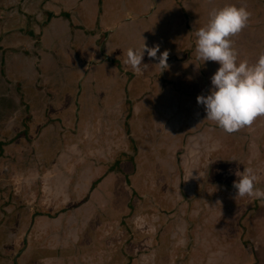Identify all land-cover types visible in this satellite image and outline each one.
I'll return each instance as SVG.
<instances>
[{
	"label": "crops",
	"instance_id": "0c3cea01",
	"mask_svg": "<svg viewBox=\"0 0 264 264\" xmlns=\"http://www.w3.org/2000/svg\"><path fill=\"white\" fill-rule=\"evenodd\" d=\"M240 1L18 0L14 3L16 11L7 13L0 21V77L9 85L21 86L23 82L30 92L41 76L50 83L49 70L43 66L48 68L54 63L48 58L52 53L66 51L63 58L68 64L60 68L63 72L60 75L65 79L61 82V91L73 89L77 99L74 107L70 105L68 109L64 104L60 109L62 114L76 111L81 118H77V124L81 123L76 129L78 138L67 144H76L79 149L78 157L73 160L78 162L79 172L66 179L70 188L64 193L71 194L68 204L76 212L86 213L92 207L104 212L108 203L110 211L116 212L110 221L100 219V223H93V218L87 216L80 222L70 217V225L76 223L84 233L93 228L92 242L100 251L102 240L111 241L116 232L112 231V222L117 221L119 195L124 199L125 215H133L134 209L129 210L133 194L141 192L147 201L145 221L157 210L152 194L168 190L163 182L157 180L156 183L154 179H170L167 173L174 176L179 171L180 175V171L187 169L186 162L209 157V120L204 107L197 103V97L210 89L207 72L199 75L200 67L209 66V61L198 59L196 31L207 26L214 10L229 5L245 7L251 16L247 26L231 37L232 46L249 59L255 58V51L264 54V0H243L242 5ZM145 44L149 48L159 45L161 53L169 52L168 68L157 65L160 53L157 58L145 53L143 65L147 67L140 71L125 63L129 48L142 49ZM28 74H35L34 78H27ZM72 82L78 83L77 89ZM86 82L93 83L96 104L82 109L80 98L86 96ZM53 102L49 101V113ZM85 114L95 115L87 122L82 117ZM104 116L114 122L109 119L103 122ZM261 117L241 129L242 143L251 137L257 138V146L262 148L264 122ZM62 118V126L69 129V123ZM53 119L50 117L51 121ZM45 124L48 134L49 130L55 131L54 122L53 126ZM247 128L251 137L245 135ZM52 139H47L45 145H56ZM118 141L121 143L117 145ZM33 145L42 143L35 140ZM81 146L85 147L83 153ZM257 153L253 159L263 164L264 159L261 154L257 158ZM119 154L122 158L118 165H112L115 158L119 160ZM192 155L195 161H190ZM239 157L230 158L242 162L247 159ZM220 160L223 163V159ZM107 161L110 167L102 166ZM232 162L230 166L236 164ZM62 167L65 166L61 163L57 172ZM58 212L52 217L58 216ZM125 215H121V219ZM104 223H110V231L103 228Z\"/></svg>",
	"mask_w": 264,
	"mask_h": 264
},
{
	"label": "rangeland",
	"instance_id": "374dc122",
	"mask_svg": "<svg viewBox=\"0 0 264 264\" xmlns=\"http://www.w3.org/2000/svg\"><path fill=\"white\" fill-rule=\"evenodd\" d=\"M17 2L18 0H0V21L7 13L16 11L14 3ZM239 3L242 5L243 0ZM21 18L23 19L22 16ZM63 53L48 56L55 63H51L48 68L43 66L49 70L47 78L50 83L46 77L41 76L36 87L31 86L30 92L25 89L23 82H20L21 86L9 85L0 77V264H253L256 262L255 257L252 259L255 252L257 256H262L261 264H264V204L262 207L259 204L260 201L264 203V195L236 197L233 186L227 188L218 184L221 180H229L227 171H230L233 179L231 183L234 184L238 180L236 173H242L247 168L255 176L257 174L256 182L259 184H255V188L264 193V164L261 165L260 176L259 171L254 169L255 164L248 162L257 151V138L251 139V145V140L247 139L246 143L233 147L229 153L222 150V140L227 137L225 131L210 120L209 125H213L214 129L209 128V157L203 158L205 161L186 162L185 174L180 172L179 175L178 171L174 176L167 173L166 176L170 179H154L156 183L157 180L163 182L168 190L152 194L157 205L154 215L152 213L153 217L144 221L147 201L143 199L141 192L133 194L129 209H134L133 215L131 212L125 215L127 212L122 204L124 199L119 195L117 221L112 222V231L116 232L111 241L102 240V252L93 245V228L89 233H84L76 223L70 225V217L80 222V219L87 216L94 219L93 223H100V219L110 221L116 212H111V205L106 203L104 212L92 207L86 213L80 211V214L75 208L69 207L71 194L64 193L70 188L66 179L79 172L78 162L73 161L78 157L79 149L76 144H67L78 138L76 129L81 122L77 124V118H81L79 119L76 111L62 114L60 109L64 104L68 109L70 105L74 107L77 99L73 89L61 91V82L65 79L60 75L63 73L60 68L62 64H68ZM262 54L255 51V58L249 59L244 56L245 53H238V60L253 64ZM218 67L217 62L209 61V66H201L199 69L201 76L207 72L209 88L211 77ZM34 75L28 74L27 78H34ZM72 83L74 89H77L78 83ZM92 84L85 83L86 96L80 98L82 109L96 104ZM50 100L54 101V107L49 113ZM94 115L85 114L82 117L88 122L91 120L90 116ZM50 117H54L53 121ZM61 118L69 123V129L62 126ZM103 118V122L107 119L114 122L112 118ZM261 118L264 122V116ZM258 120L259 117L256 118ZM46 122L50 126L54 122L55 131L49 130L48 134ZM240 131L242 130L239 129ZM247 133L248 128L245 135H249ZM49 137L53 138L56 145H45L47 139L50 140ZM35 140L42 145L34 146ZM120 143L118 141L117 145ZM84 148L80 147L82 153ZM106 150L104 148L105 152ZM100 152H103L101 146ZM225 154L247 159L236 168L235 165L221 163L220 158H225ZM117 157L119 160L115 158L112 165H118L122 158L121 154ZM193 160L195 161V155L190 157V161ZM214 160L216 162H212ZM210 162L214 169L211 173ZM61 163L65 167L57 172ZM102 166L110 167V162L107 161ZM43 176L45 177L42 178ZM179 184L194 186L195 193H190L188 198H193V207L202 214L194 219L195 216H192L190 225L186 223L184 207L178 209L180 203L186 201V197L179 194ZM54 212L60 214L52 217ZM121 215L125 216L121 219ZM108 224L110 223L102 226L110 231ZM187 227L191 233L189 236L183 232ZM189 247L196 249L191 255L187 250Z\"/></svg>",
	"mask_w": 264,
	"mask_h": 264
},
{
	"label": "clouds",
	"instance_id": "9594fccd",
	"mask_svg": "<svg viewBox=\"0 0 264 264\" xmlns=\"http://www.w3.org/2000/svg\"><path fill=\"white\" fill-rule=\"evenodd\" d=\"M250 16L245 7L229 5L214 10L207 26L196 31L198 59L219 64L211 77L210 89L197 97V103L204 107L206 119L216 122L227 133L249 126L257 117L264 116V54L253 64L240 61L231 40L247 26ZM145 53L150 58H157L160 53L157 65L168 68L169 52L161 53L159 45L129 48L125 63L140 71L147 67L143 65ZM236 175L238 180L233 184L236 197L264 195L255 188L257 177L251 169L246 168Z\"/></svg>",
	"mask_w": 264,
	"mask_h": 264
},
{
	"label": "flooded vegetation",
	"instance_id": "af4514ba",
	"mask_svg": "<svg viewBox=\"0 0 264 264\" xmlns=\"http://www.w3.org/2000/svg\"><path fill=\"white\" fill-rule=\"evenodd\" d=\"M245 127H248V126H245ZM209 128L210 129H214V127H213V125H209ZM244 127H242V128H240V129H243ZM226 133V135H227V137H224V139L222 140V142H223V144H224V147L222 148V150L224 149V150H227V151H230L231 149H233V147L235 148V146H238L239 144L240 145H242V140L241 139H244V137H243V135H241V132H239V129L237 130V132H232V133H227V132H225ZM233 137V138H232ZM250 140H251V138H249ZM232 142H234L233 143V147H231V148H228V146L232 143ZM262 142H264V140H262ZM264 143L262 144V148L261 149H259V146H257V151L256 152H258L257 154H258V156H257V158L258 157H260V154H261V156H262V159H264ZM211 150H213V149H211ZM227 155H229V154H227ZM226 154H225V156H227ZM255 158V157H254ZM233 159V158H232ZM230 159V157H225V158H223V163H225V164H227V165H229V164H231L230 162L231 161H234L236 164H235V166H236V168L238 167V166H240L241 164V160H238V159ZM212 162H216L215 160L214 161H212ZM212 162H210V164H211V169H210V173L211 172H213L214 171V169L212 168L213 167V165H212ZM222 162V161H221ZM248 162H250V163H254L255 165V171H259L258 172V174L260 175L261 174V165H262V162H258V159H256L255 158V160L254 159H248ZM263 162H264V160H263ZM264 164V163H263ZM238 165V166H237ZM186 171V170H185ZM185 171H183V173L185 172ZM181 172V171H180ZM229 172L230 171H227L226 172V176L228 175L229 176V180H221L220 181V183L218 182V184L219 185H221V186H223V187H232L233 186V184L231 183L232 182V175H230L229 174ZM182 173V174H183ZM185 174V173H184ZM256 174V173H255ZM256 176H257V174H256ZM261 176V175H260ZM234 177V176H233ZM183 178H185V175H184V177ZM227 181V182H226ZM259 181H260V178H259ZM184 183H185V180H184ZM255 184L257 185V184H259L258 183V181L257 182H255ZM194 186L193 185H190V184H187V185H185V184H179V187H178V191H179V194H180V196H182V197H186V201L185 202H182V203H180V205H179V207H178V209L179 208H181V207H184V211H185V218H186V223L188 224V225H190V222L192 221V219H191V217L192 216H195V217H193V219L194 218H197L198 216H200V215H202V214H200V212L198 213V211L193 207L194 206V203H193V198H191V197H189L188 198V196L190 195V193H192V194H194L195 192H194V188H193ZM256 187H258V186H256ZM257 189V188H256ZM261 189V188H260ZM230 192H232V191H230ZM259 202V201H258ZM257 202V203H258ZM263 202H264V200H263ZM259 204H260V206L262 205V204H264V203H262L261 201L259 202ZM195 206H196V204H195ZM186 207V208H185ZM201 207V206H200ZM262 207V206H261ZM200 211H204V210H200ZM211 219H213V216L211 217ZM173 230V229H172ZM172 230H170V231H172ZM183 232H185L186 234H187V236H189L191 233H190V231H189V229H188V227L187 228H185V231L183 230ZM157 236V235H156ZM154 239H155V237H154ZM26 241V240H25ZM192 245V244H191ZM192 248V247H191ZM190 247L187 249L188 251H189V254L191 255L192 254V252H195L196 251V249L195 250H193V249H191ZM257 253L255 252L254 254H253V258L252 259H254V257L256 258V262L255 263H253V264H261V261H262V259L260 258V256L258 255H256ZM189 255V256H190ZM93 260H95V258L93 259ZM190 261V260H189ZM16 262H17V260H16Z\"/></svg>",
	"mask_w": 264,
	"mask_h": 264
}]
</instances>
